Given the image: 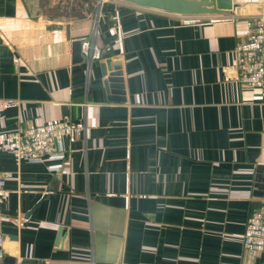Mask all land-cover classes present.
Masks as SVG:
<instances>
[{
  "label": "crops",
  "instance_id": "1",
  "mask_svg": "<svg viewBox=\"0 0 264 264\" xmlns=\"http://www.w3.org/2000/svg\"><path fill=\"white\" fill-rule=\"evenodd\" d=\"M233 2L229 14L186 17L98 0L74 17L46 0H0V98L16 101L0 129L87 125L64 140L56 172L0 151L10 174L0 256L264 264V252L243 243L248 216L264 206V89L237 79L234 53L264 0ZM76 40L100 57L82 49L75 60ZM114 58L124 101L104 84L101 65Z\"/></svg>",
  "mask_w": 264,
  "mask_h": 264
},
{
  "label": "built area",
  "instance_id": "2",
  "mask_svg": "<svg viewBox=\"0 0 264 264\" xmlns=\"http://www.w3.org/2000/svg\"><path fill=\"white\" fill-rule=\"evenodd\" d=\"M83 53L99 58L98 48L93 49L89 42L82 45ZM234 53L236 56L237 79L253 89H264V17L248 22L246 38L238 41ZM16 101L0 98V116L14 106ZM87 125L83 120L62 119L24 128L0 129V151L14 156L17 163H50L52 172L58 170V163L65 153L64 140L75 139L85 133ZM54 161V162H52ZM9 173L0 172V206L5 195V184ZM2 234L0 231V245ZM243 243L247 249L264 252V206L253 211L247 218Z\"/></svg>",
  "mask_w": 264,
  "mask_h": 264
},
{
  "label": "water",
  "instance_id": "3",
  "mask_svg": "<svg viewBox=\"0 0 264 264\" xmlns=\"http://www.w3.org/2000/svg\"><path fill=\"white\" fill-rule=\"evenodd\" d=\"M123 3L132 4L144 8L158 10L174 15L196 17V16H218L229 14L236 11L238 4L233 0H118ZM74 59L81 61L83 59L82 42L76 40L73 43ZM107 56V53L105 54ZM103 75L106 76L104 84L110 93L109 99L115 101H124L125 89L124 78L122 76V65L119 59H108L106 64L102 63ZM109 71V72H108ZM260 187L262 185H259ZM60 231V239L62 238ZM15 257L10 255H1L0 264H16ZM34 260L25 259L22 263H35Z\"/></svg>",
  "mask_w": 264,
  "mask_h": 264
},
{
  "label": "trees",
  "instance_id": "4",
  "mask_svg": "<svg viewBox=\"0 0 264 264\" xmlns=\"http://www.w3.org/2000/svg\"><path fill=\"white\" fill-rule=\"evenodd\" d=\"M98 0H73L70 7H66L63 12L68 16L84 17L86 13H92L96 10Z\"/></svg>",
  "mask_w": 264,
  "mask_h": 264
},
{
  "label": "rangeland",
  "instance_id": "5",
  "mask_svg": "<svg viewBox=\"0 0 264 264\" xmlns=\"http://www.w3.org/2000/svg\"><path fill=\"white\" fill-rule=\"evenodd\" d=\"M49 1V4L58 6L61 10L66 9V7H70L73 3V0H46ZM98 4V3H97Z\"/></svg>",
  "mask_w": 264,
  "mask_h": 264
}]
</instances>
